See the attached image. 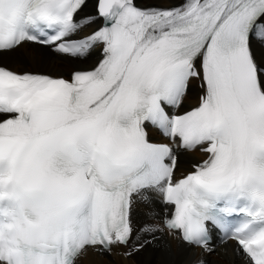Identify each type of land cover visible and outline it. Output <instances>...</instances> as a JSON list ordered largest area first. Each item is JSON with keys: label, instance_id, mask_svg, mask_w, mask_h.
I'll list each match as a JSON object with an SVG mask.
<instances>
[{"label": "snow or ice", "instance_id": "snow-or-ice-1", "mask_svg": "<svg viewBox=\"0 0 264 264\" xmlns=\"http://www.w3.org/2000/svg\"><path fill=\"white\" fill-rule=\"evenodd\" d=\"M149 252L264 264V0H0V264Z\"/></svg>", "mask_w": 264, "mask_h": 264}, {"label": "bare ground", "instance_id": "bare-ground-1", "mask_svg": "<svg viewBox=\"0 0 264 264\" xmlns=\"http://www.w3.org/2000/svg\"><path fill=\"white\" fill-rule=\"evenodd\" d=\"M35 53L30 51H22L21 55L17 57L16 62L12 65L15 69H20L24 63H28L31 66V59ZM198 92H193L188 97V104H195L198 101ZM196 159H201L200 153L197 151L191 154ZM185 165L182 164L180 171L184 170ZM179 174V172H178ZM212 261L219 260V257L212 256L209 258ZM83 264H159V258L154 257L151 252L145 253L141 256L140 261L138 262L137 259L134 257L131 260L128 259H121L117 255L109 256H89L83 262ZM222 264V262H221Z\"/></svg>", "mask_w": 264, "mask_h": 264}, {"label": "rangeland", "instance_id": "rangeland-1", "mask_svg": "<svg viewBox=\"0 0 264 264\" xmlns=\"http://www.w3.org/2000/svg\"><path fill=\"white\" fill-rule=\"evenodd\" d=\"M15 69V68H14ZM17 70V69H16ZM19 70V69H18Z\"/></svg>", "mask_w": 264, "mask_h": 264}]
</instances>
